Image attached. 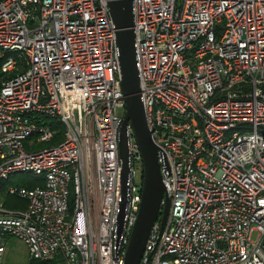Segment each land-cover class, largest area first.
I'll use <instances>...</instances> for the list:
<instances>
[{
	"label": "built area",
	"instance_id": "obj_1",
	"mask_svg": "<svg viewBox=\"0 0 264 264\" xmlns=\"http://www.w3.org/2000/svg\"><path fill=\"white\" fill-rule=\"evenodd\" d=\"M108 1L0 0V183L44 177L7 188L24 209L0 196V263L13 237L32 261L125 264L144 164L129 124L119 234L126 101ZM133 15L170 202L140 264H264V0H133Z\"/></svg>",
	"mask_w": 264,
	"mask_h": 264
},
{
	"label": "water",
	"instance_id": "obj_2",
	"mask_svg": "<svg viewBox=\"0 0 264 264\" xmlns=\"http://www.w3.org/2000/svg\"><path fill=\"white\" fill-rule=\"evenodd\" d=\"M110 15L114 23L116 44L119 49L121 89L125 95L126 113L119 134V150L122 160V202L119 216V234L122 232L127 203V183L130 176L128 126H132L139 144L144 164L142 202L125 257V264H140L151 231L159 219L164 225L170 210L161 165L159 146L149 129L147 116L140 95V79L136 60V33L133 29V0H109ZM165 200L164 206L162 202Z\"/></svg>",
	"mask_w": 264,
	"mask_h": 264
},
{
	"label": "rangeland",
	"instance_id": "obj_3",
	"mask_svg": "<svg viewBox=\"0 0 264 264\" xmlns=\"http://www.w3.org/2000/svg\"><path fill=\"white\" fill-rule=\"evenodd\" d=\"M36 137H32L30 140L26 141V145L28 146L29 141L35 142ZM47 144L41 143L37 144L36 148H41ZM135 182L137 184L141 183V168L136 165L135 166ZM25 174L22 173H15L10 176L8 181L4 182L3 185V192L6 193V190L9 186H20L24 187L23 184L26 181ZM10 203V204H9ZM8 204L5 203L6 209L16 210L21 209L18 208L19 202H9ZM5 244V253L2 258L0 264H41L40 262H32L28 249L23 242L20 240L13 238V237H6L4 239ZM58 262V261H57ZM57 264H63L58 262Z\"/></svg>",
	"mask_w": 264,
	"mask_h": 264
},
{
	"label": "trees",
	"instance_id": "obj_4",
	"mask_svg": "<svg viewBox=\"0 0 264 264\" xmlns=\"http://www.w3.org/2000/svg\"><path fill=\"white\" fill-rule=\"evenodd\" d=\"M48 124H51L54 128L58 129L59 131V135L62 136L65 126L64 124H62L61 121L59 120H51L48 122ZM25 174V177L27 178L26 181L24 182L23 186L27 187V188H34L37 186H43L44 185V177L39 176V175H34L31 173H22ZM10 179V176L8 177V179L2 181L0 183V196L2 197V199L4 200V202L6 204H8L9 202H19V206L18 208L24 209L27 206V202L15 195H10L7 194L5 192H3V185L5 181H8ZM10 204V203H9ZM32 262H37V261H32ZM41 264H57V260H53V261H49V262H40Z\"/></svg>",
	"mask_w": 264,
	"mask_h": 264
}]
</instances>
